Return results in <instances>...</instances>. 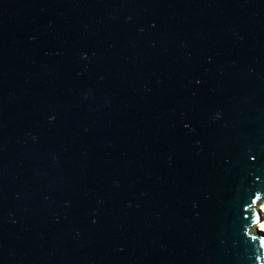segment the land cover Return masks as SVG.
<instances>
[{
    "label": "water",
    "instance_id": "95a60500",
    "mask_svg": "<svg viewBox=\"0 0 264 264\" xmlns=\"http://www.w3.org/2000/svg\"><path fill=\"white\" fill-rule=\"evenodd\" d=\"M264 0H0V264H264Z\"/></svg>",
    "mask_w": 264,
    "mask_h": 264
},
{
    "label": "bare ground",
    "instance_id": "6f19581e",
    "mask_svg": "<svg viewBox=\"0 0 264 264\" xmlns=\"http://www.w3.org/2000/svg\"><path fill=\"white\" fill-rule=\"evenodd\" d=\"M259 211L262 215L261 223L257 226L258 230H262L264 232V205L259 207Z\"/></svg>",
    "mask_w": 264,
    "mask_h": 264
}]
</instances>
